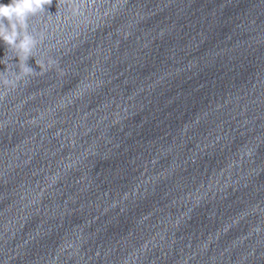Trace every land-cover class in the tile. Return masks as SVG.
I'll list each match as a JSON object with an SVG mask.
<instances>
[{"label":"clouds","instance_id":"clouds-1","mask_svg":"<svg viewBox=\"0 0 264 264\" xmlns=\"http://www.w3.org/2000/svg\"><path fill=\"white\" fill-rule=\"evenodd\" d=\"M53 0H10L9 3H0V41L8 49L15 52L18 57V63L15 68L19 71L12 72L16 80L19 81L26 76H35L43 74L48 69L36 59V64L40 71H35L27 66L26 61L33 55V50L37 47V40L29 32V18L40 12L46 11V6H50ZM35 57V56H34ZM6 58V56H5ZM5 58L0 63L7 65L9 72V63H5ZM8 81L5 80V83Z\"/></svg>","mask_w":264,"mask_h":264}]
</instances>
